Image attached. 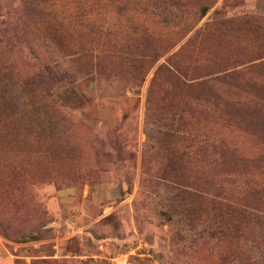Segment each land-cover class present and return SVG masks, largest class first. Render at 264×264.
I'll use <instances>...</instances> for the list:
<instances>
[{
  "label": "rangeland",
  "instance_id": "1",
  "mask_svg": "<svg viewBox=\"0 0 264 264\" xmlns=\"http://www.w3.org/2000/svg\"><path fill=\"white\" fill-rule=\"evenodd\" d=\"M149 11L0 0V238L15 264H264V24L240 19L264 0H216L176 41L196 17ZM144 31L160 57L143 77L128 60Z\"/></svg>",
  "mask_w": 264,
  "mask_h": 264
},
{
  "label": "trees",
  "instance_id": "2",
  "mask_svg": "<svg viewBox=\"0 0 264 264\" xmlns=\"http://www.w3.org/2000/svg\"><path fill=\"white\" fill-rule=\"evenodd\" d=\"M140 2L144 4L145 8L150 10L149 14L151 15H153V12L160 9L163 10V13H168V24L175 23L176 21L177 23L181 22V16H179L178 13H189L190 15H192L191 17H196L193 22H187V24H184L181 29H179L177 32H174V37H176L174 40L176 41V39L181 40L188 35V33L195 27L197 22L207 14L210 8H212L216 0H140ZM240 19L247 25L255 24L260 26L264 24V17L261 16L253 15L250 18L244 17ZM176 26L177 24H172V27L176 28ZM140 36L143 41H141L138 46L142 49V54L137 57L130 58L128 60V63H130L131 66L135 67L139 75H142L144 77V74L147 72V60L151 59L153 61H157L160 57V54L153 46V41L155 40V38L152 34H147V32L144 31L140 33ZM174 40L172 42H169V46H171L175 42ZM168 70L172 71L171 69ZM171 74L174 73L171 72ZM174 170L175 169H173L170 180L173 182H178L180 178L177 176V173L176 171L174 172ZM9 230L10 226L0 221V234L6 238L11 237L8 234ZM15 239H17L16 241L38 240L40 239V235L39 232H36V230L27 232L26 234H20L19 232H17Z\"/></svg>",
  "mask_w": 264,
  "mask_h": 264
},
{
  "label": "crops",
  "instance_id": "3",
  "mask_svg": "<svg viewBox=\"0 0 264 264\" xmlns=\"http://www.w3.org/2000/svg\"><path fill=\"white\" fill-rule=\"evenodd\" d=\"M0 264H15L12 253L6 246V242L1 238H0Z\"/></svg>",
  "mask_w": 264,
  "mask_h": 264
},
{
  "label": "built area",
  "instance_id": "4",
  "mask_svg": "<svg viewBox=\"0 0 264 264\" xmlns=\"http://www.w3.org/2000/svg\"><path fill=\"white\" fill-rule=\"evenodd\" d=\"M132 254L134 255V252H129V254L124 256V258L119 259L116 264H132V262L130 261V258L128 257L129 255H132Z\"/></svg>",
  "mask_w": 264,
  "mask_h": 264
}]
</instances>
